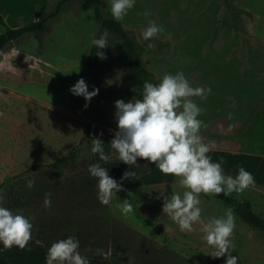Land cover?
Instances as JSON below:
<instances>
[{
    "label": "rangeland",
    "instance_id": "rangeland-1",
    "mask_svg": "<svg viewBox=\"0 0 264 264\" xmlns=\"http://www.w3.org/2000/svg\"><path fill=\"white\" fill-rule=\"evenodd\" d=\"M62 0H0V14L9 27H19L54 11ZM166 1V2H165ZM136 0L122 21L138 43L146 79L158 84L165 74L183 72L193 87L214 88V97H191L203 109L206 126L200 135L211 149L264 156V94L250 107L252 87L241 83L230 95L218 90L200 64L219 62L252 70L264 78V0ZM96 0H71L46 24L42 44L28 34L8 45L0 57V196L4 205L29 217L34 225L29 242L45 249L68 236L80 241V251L99 264H209L215 249L204 239L202 226L192 232L163 213L160 192L183 195L180 178L123 187L111 205L97 198V180L88 166L104 163L91 152L94 138L103 140L108 161H119L111 148L118 131L115 101L141 98L136 83L119 58L120 39L95 18ZM148 12L149 15H145ZM102 13L112 17L109 0H102ZM151 22L162 31L151 41L142 32ZM197 22V27L192 24ZM0 25V33L5 30ZM105 30L109 46L92 44ZM155 48H148V44ZM200 63V64H199ZM199 64V65H198ZM89 74L103 90L101 104L75 106L71 87ZM235 101V106H233ZM217 106V114L212 113ZM249 108V109H248ZM124 163V162H123ZM136 178L151 173L152 164L138 159L129 166ZM225 175L236 176L224 170ZM27 179H35L28 188ZM51 194V208L44 207ZM205 221L221 218L231 207L223 194H199ZM248 201L264 219V184L255 181L243 193L230 196ZM127 200L134 211L127 216L120 206ZM235 228L233 255L245 264H264V231L244 221L232 209ZM6 249L0 245V250ZM45 264V263H43Z\"/></svg>",
    "mask_w": 264,
    "mask_h": 264
},
{
    "label": "clouds",
    "instance_id": "clouds-1",
    "mask_svg": "<svg viewBox=\"0 0 264 264\" xmlns=\"http://www.w3.org/2000/svg\"><path fill=\"white\" fill-rule=\"evenodd\" d=\"M112 18L122 22L136 4V0H109ZM145 15H149L145 12ZM162 28L155 22L143 30L142 38L151 41ZM109 33L105 30L92 44L99 49L96 54L106 58L101 51L109 46ZM148 48H155L149 43ZM72 94L83 96L86 101L97 95L98 89L89 91L87 82L81 78L70 89ZM211 88L193 87L183 72L165 74L158 84L144 81L141 98L125 102L115 101V117L118 131L111 140V148L118 154L120 162L137 166L138 159L154 164L163 174L180 178V184L187 189L183 195L173 192L170 196L160 192L157 198H163V213L179 225L180 230L192 232L200 224L205 233L207 244L215 249L210 254L225 257L224 264H238L239 257L233 255L235 246L231 237L235 228L232 209L224 217L211 218L207 221L202 216L199 194H223L230 196L233 192L243 193L255 184L251 172L239 167L236 176L225 175L223 160L213 161L208 155L211 147L200 135L206 126L199 119L203 109L191 97L207 100ZM88 105L86 104L85 107ZM235 106V101H233ZM91 152L99 154L107 162L103 140L94 138ZM90 177L97 180V198L103 205H111L123 185L109 175V169L99 163L88 166ZM135 171H126L123 178L134 177ZM28 188L35 186V179H27ZM44 207L51 208V194H46ZM122 214L127 216L134 211L127 200L120 206ZM34 225L32 220L21 212H14L4 205L0 196V245L11 249H24L32 238ZM45 264H90L88 258L80 251V241L75 236H68L54 242L48 249Z\"/></svg>",
    "mask_w": 264,
    "mask_h": 264
},
{
    "label": "trees",
    "instance_id": "trees-1",
    "mask_svg": "<svg viewBox=\"0 0 264 264\" xmlns=\"http://www.w3.org/2000/svg\"><path fill=\"white\" fill-rule=\"evenodd\" d=\"M71 0H62L56 9L38 20L30 21L19 27H9L4 17L0 14V25L5 26V30L0 33V57L7 50L9 44L17 42L28 34H35L42 44L41 33L43 32L47 23L50 20L58 16L64 3ZM154 2L162 3L164 0H153ZM171 3H175L174 0H170ZM166 2V1H165ZM164 2V3H165ZM95 18L106 29L113 32L119 39L118 45L119 58L122 62L124 69L128 72L129 76L136 83L140 92H143V84L146 81V72L141 64V56L138 49V43L129 35L124 29L122 22H117L112 17H106L102 13V0H96L95 2ZM197 22H194L192 26L197 27ZM200 64V63H199ZM198 64V65H199ZM205 70L206 77H212L217 83L218 90H226L230 95L234 94L235 89L241 83H245L247 86L252 87V94L249 98L250 107L257 103L264 94V78H260L252 70H246L240 73L237 68L231 66L221 65L219 62L202 65ZM84 80L89 86V91L98 89L97 95H95L91 101H86L83 96H76L73 104L75 106L90 104L94 108L93 104H101L102 108H106L107 101L99 100V96L103 90L99 82H97L89 74L85 75ZM214 88H211V93L208 95L207 100L212 101L215 98L213 93ZM214 95V96H213ZM249 109V108H248ZM219 108L212 106V113L217 114ZM203 117L201 120L203 121ZM213 161L223 160V168L229 173L235 175L238 174L240 166H243L246 170L251 172L255 178V181L264 184V156H259L251 153H233L228 150L211 149L208 153ZM103 167L109 169V175L117 179L123 187L132 188L138 186L151 185L161 182L170 181L173 178L171 174H163L154 164H152L151 173L142 177L136 178L129 177L124 179V173L130 171L128 167L120 161H107L101 163ZM225 204L232 209L236 210L244 219L245 222L251 226L264 231V219L254 211L252 205L248 201H237L233 198L226 197ZM48 249L40 245H34L29 242L28 246L24 249L18 247H12L11 249L0 250V264H43L45 263V257ZM225 259H216L209 262V264H224ZM90 264H99L90 262ZM238 264H245L238 261Z\"/></svg>",
    "mask_w": 264,
    "mask_h": 264
}]
</instances>
